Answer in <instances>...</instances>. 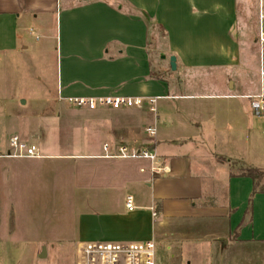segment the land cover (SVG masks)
<instances>
[{
    "label": "crops",
    "instance_id": "crops-1",
    "mask_svg": "<svg viewBox=\"0 0 264 264\" xmlns=\"http://www.w3.org/2000/svg\"><path fill=\"white\" fill-rule=\"evenodd\" d=\"M263 33L260 0H0V264L94 242L158 249L167 224L193 219L225 244L264 246V193L233 169L264 171V117L251 108L264 94ZM106 97L156 99L155 111L66 102ZM29 103L33 116L20 119ZM14 136L40 157H7ZM121 145L158 164L119 158ZM51 221L70 229L52 246Z\"/></svg>",
    "mask_w": 264,
    "mask_h": 264
},
{
    "label": "rangeland",
    "instance_id": "rangeland-1",
    "mask_svg": "<svg viewBox=\"0 0 264 264\" xmlns=\"http://www.w3.org/2000/svg\"><path fill=\"white\" fill-rule=\"evenodd\" d=\"M159 72L166 78L173 75L168 65L166 69H161ZM209 81L210 89L221 84L220 80L210 79ZM34 91V95H31L33 100L38 98L36 89ZM36 101V103L45 104L41 101V98ZM43 108L44 105H42ZM32 112L29 103L27 107L18 111V117L20 119H28L33 116ZM233 165L235 172L242 173L245 170V166L242 164L235 163ZM221 172L219 171L220 174ZM260 185L264 186V179L261 180ZM54 209L55 207L51 206L50 210ZM19 224L20 229L27 234L29 226L24 216L20 219ZM4 227L3 232L6 233V222ZM214 230L215 228L210 222L194 219L179 220L167 224L162 234V242L158 245L159 264H264L263 245L237 244L232 238H229V241L225 244L214 237ZM69 232L70 229L67 227L63 228L62 222L51 221L49 245L52 246L51 244L58 238H64ZM58 248L56 249L57 252L59 251L57 254H50L44 258H41L42 254L38 256L30 254L18 256L17 264H77V253L63 254L61 252L65 249L63 247ZM66 250L71 251L70 249Z\"/></svg>",
    "mask_w": 264,
    "mask_h": 264
},
{
    "label": "built area",
    "instance_id": "built-area-1",
    "mask_svg": "<svg viewBox=\"0 0 264 264\" xmlns=\"http://www.w3.org/2000/svg\"><path fill=\"white\" fill-rule=\"evenodd\" d=\"M260 21L264 22V5L260 0ZM261 46L264 47V33L260 36ZM67 105L72 111H121L134 107L150 105L151 111H155L156 99L149 98H69ZM251 108L255 116L264 117V94L251 99ZM149 137L154 138L157 134L155 128L149 127L146 130ZM104 150L108 152L109 145L105 144ZM7 157L30 158L40 157L39 148L34 143H28L19 136H14L10 140V150ZM118 157L122 159H144L158 164V156L148 150L133 148L128 145H121L118 148ZM155 175L165 176L166 168H153ZM125 206L128 211L137 209L133 196H127ZM154 217L157 216L154 212ZM77 264H159L158 249L154 241L140 243H84L81 244L77 252Z\"/></svg>",
    "mask_w": 264,
    "mask_h": 264
},
{
    "label": "trees",
    "instance_id": "trees-1",
    "mask_svg": "<svg viewBox=\"0 0 264 264\" xmlns=\"http://www.w3.org/2000/svg\"><path fill=\"white\" fill-rule=\"evenodd\" d=\"M151 76L153 78H156L157 76L154 73H151ZM241 177H248L253 180L254 182V191L253 196L257 193H264V186H261V180L264 179V171L260 169L255 168H245V170L241 173ZM252 213V199L249 202V206L246 210V216L250 217ZM245 222H243L242 225H244Z\"/></svg>",
    "mask_w": 264,
    "mask_h": 264
},
{
    "label": "water",
    "instance_id": "water-1",
    "mask_svg": "<svg viewBox=\"0 0 264 264\" xmlns=\"http://www.w3.org/2000/svg\"><path fill=\"white\" fill-rule=\"evenodd\" d=\"M165 58V57H163ZM170 66H171V69L172 71H176L177 70V58L175 56H172L170 58ZM45 257V254L42 256V258Z\"/></svg>",
    "mask_w": 264,
    "mask_h": 264
}]
</instances>
